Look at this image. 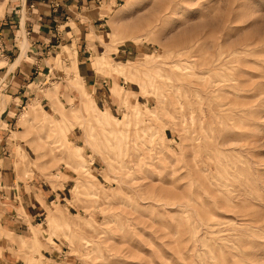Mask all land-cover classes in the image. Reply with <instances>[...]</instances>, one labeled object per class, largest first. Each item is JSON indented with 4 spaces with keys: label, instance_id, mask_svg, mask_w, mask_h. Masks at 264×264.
Instances as JSON below:
<instances>
[{
    "label": "rangeland",
    "instance_id": "obj_1",
    "mask_svg": "<svg viewBox=\"0 0 264 264\" xmlns=\"http://www.w3.org/2000/svg\"><path fill=\"white\" fill-rule=\"evenodd\" d=\"M64 1L41 74L0 36V128L48 194L15 264H264V0Z\"/></svg>",
    "mask_w": 264,
    "mask_h": 264
},
{
    "label": "crops",
    "instance_id": "obj_2",
    "mask_svg": "<svg viewBox=\"0 0 264 264\" xmlns=\"http://www.w3.org/2000/svg\"><path fill=\"white\" fill-rule=\"evenodd\" d=\"M52 1L54 0H8L6 5L10 9L4 13L6 0H2L0 6L3 9L1 14L3 16L0 17V36L6 49L9 52L14 50L16 57H14L13 61H15L21 51V42L24 35L27 36L28 45L26 55L32 46L35 47L37 52L42 53L44 49L48 48L50 41H55L56 33L53 19H57L56 16H60L62 12H56L55 9L58 7H54ZM59 1L61 2L59 8H65L66 1ZM16 7H18V12L14 14L12 8ZM15 27H18V29H15ZM16 30H20L22 35L19 42L16 41ZM74 39L77 44V64L83 79L88 80L93 86L99 88L108 86L110 88V79L96 72L94 68L89 67L88 60L94 55V48L91 44L92 39L87 37L79 39V36ZM26 55L23 56L11 72H16L17 74L15 75H21L20 71L23 68H25L27 73L28 70L33 73L35 68L36 70H34L41 74L42 69L47 70V67L42 63V58L35 65L33 62L31 64L25 62ZM6 56L9 58L10 55L6 54ZM73 66H76V59L74 58ZM53 69L55 68L52 67L49 72H53ZM21 76L24 77L23 75ZM36 76L38 77L39 75ZM27 80L29 81L30 79ZM104 100L106 103L109 101L107 98ZM6 119H10V117ZM5 123L9 126L8 121ZM6 128H0V264H15L19 258L14 252H10V248L14 246V243L9 239L8 233L13 235L21 234L22 230L28 229L33 221L41 218L43 212L41 203H43V198L48 197V194L44 189H40L41 181L39 179L24 178L22 176V171L16 165L14 145L10 140L9 130H7L10 128ZM41 191H43L42 194H40ZM52 195L55 196L56 192H52Z\"/></svg>",
    "mask_w": 264,
    "mask_h": 264
},
{
    "label": "bare ground",
    "instance_id": "obj_3",
    "mask_svg": "<svg viewBox=\"0 0 264 264\" xmlns=\"http://www.w3.org/2000/svg\"><path fill=\"white\" fill-rule=\"evenodd\" d=\"M26 48H27V36L24 35V38H23V40L21 42V51H20L18 57L16 58V60L13 61L12 63H10V65L8 67V71L13 70L15 68V66L19 63V61L23 58V56H25V54H26ZM0 82H1V80H0Z\"/></svg>",
    "mask_w": 264,
    "mask_h": 264
}]
</instances>
